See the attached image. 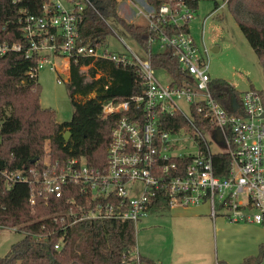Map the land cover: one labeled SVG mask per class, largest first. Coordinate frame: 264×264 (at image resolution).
Wrapping results in <instances>:
<instances>
[{
    "label": "built area",
    "instance_id": "1",
    "mask_svg": "<svg viewBox=\"0 0 264 264\" xmlns=\"http://www.w3.org/2000/svg\"><path fill=\"white\" fill-rule=\"evenodd\" d=\"M12 1L20 4L29 0ZM127 1L137 5L138 0ZM141 1L146 9L137 7V15L145 19L150 30L146 60L125 41L127 52L109 50L107 44L80 43L84 10L87 5L96 9L92 0H45L41 13L24 5L18 7L13 22L19 38L1 39L0 56L15 52L36 59L32 77L49 67L59 73V83H67L72 60L91 57L136 67L143 87L128 98L111 99L103 105L101 118L117 115L105 165L95 167L78 156L54 161L48 158L34 180L9 169L0 170V175L8 187L18 181L31 184V205L39 199L49 204L53 199L66 198L68 206L49 216L63 224L62 230L80 221L119 220L136 225L161 206L196 205H208L214 220L223 216L233 222L264 225V95L250 89L237 98V110L232 109V101L229 107L224 106L212 86L210 51L190 32L195 11L190 0H163L159 6L150 0ZM105 21L114 31L108 19ZM155 44L177 57L181 70L188 75L184 85L175 83L174 77L168 85L158 78L150 59ZM57 58L65 60L64 66H58ZM89 67H82L88 79ZM64 71H68L67 77ZM182 98L190 104V115L178 103ZM175 113L187 120L189 129L180 127L174 132L163 126V116ZM197 115L208 126L198 127ZM219 127L225 145L214 138ZM206 130L223 150H212ZM184 135L194 140L196 153L179 150ZM222 152L229 154L230 162L219 174L214 155ZM55 233L47 229L40 239L47 240ZM64 242L65 236H61L55 248L60 249ZM139 260L137 253L138 264Z\"/></svg>",
    "mask_w": 264,
    "mask_h": 264
},
{
    "label": "trees",
    "instance_id": "2",
    "mask_svg": "<svg viewBox=\"0 0 264 264\" xmlns=\"http://www.w3.org/2000/svg\"><path fill=\"white\" fill-rule=\"evenodd\" d=\"M43 1L14 4L12 0H0V40L19 38L13 22L19 6L41 13ZM92 1L96 9L87 5L80 23L81 44H107L113 30L105 19H115L147 49L150 30L146 23L127 20L120 14L117 0ZM150 1L156 6L163 2ZM225 1L264 66V0ZM189 3L196 10L198 0ZM8 17L12 21L7 22ZM150 59L155 69L167 70L175 83L184 85L188 80L171 50L153 52ZM84 65L90 66V79L82 72ZM36 66V59H26L20 53L0 56V170L21 171L34 180L36 171L41 172L48 158L54 161L78 156L85 157L92 166L105 165L117 115L101 118L103 105L111 99H125L140 92L143 81L138 69L91 57L73 59L67 83L75 111L70 121L61 123L55 110L41 104L39 76L30 75ZM212 86L217 90L218 100L226 107L230 106L233 93L240 98L235 87L225 79H213ZM260 92L264 95V91ZM196 118L198 127L208 126L201 116ZM163 126L174 132L180 127L189 129L187 120L178 113L164 115ZM67 131L71 132L69 140L65 139ZM214 162L217 172L223 174L230 156L226 152L215 154ZM220 164L222 166L218 167ZM31 188V184L24 181L8 187L5 177L0 175V226L24 233L9 253L0 257V264H138L136 225L132 221H80L62 230L63 224L49 216L68 206L66 198L53 199L49 204L39 199L36 205H31ZM44 225L56 232L47 240L40 239L42 233L47 232ZM61 236H65V242L57 249L54 245ZM139 258L140 264H158L141 254ZM253 260L256 259L246 258L242 264Z\"/></svg>",
    "mask_w": 264,
    "mask_h": 264
},
{
    "label": "rangeland",
    "instance_id": "3",
    "mask_svg": "<svg viewBox=\"0 0 264 264\" xmlns=\"http://www.w3.org/2000/svg\"><path fill=\"white\" fill-rule=\"evenodd\" d=\"M125 2L127 0H119L118 9L129 20L123 11ZM136 4L131 3L134 10L137 7L146 9L141 0ZM108 21L114 31L107 37L106 48L127 52L125 41L142 60L148 58L145 48L119 21ZM136 22L144 23L145 19L138 17ZM189 27L197 43L206 45L210 51L212 78L227 80L240 97L250 89L264 91V66L225 0H198ZM163 49L161 44H155L152 51L161 52ZM56 62L59 67L65 64L62 58H57ZM155 73L165 85L172 83L173 76L167 70L156 68ZM63 75L67 77L68 71ZM38 76L42 106L55 110L59 122L70 121L75 104L68 83H59V73L49 67L40 69ZM178 103L186 114H191L190 104L185 99L178 100ZM204 134L214 152L223 150L209 131ZM179 146L180 151L187 153L197 151L194 140L185 135ZM207 208L198 205L157 208L136 223L138 253L158 262L163 257L166 264H242L246 258L256 259L250 264H264V225L233 222L223 216L213 221L208 215L210 208ZM22 236L23 232L12 227L0 226V257L6 256Z\"/></svg>",
    "mask_w": 264,
    "mask_h": 264
},
{
    "label": "crops",
    "instance_id": "4",
    "mask_svg": "<svg viewBox=\"0 0 264 264\" xmlns=\"http://www.w3.org/2000/svg\"><path fill=\"white\" fill-rule=\"evenodd\" d=\"M123 11H124V13H125V15L126 16H128L129 17V20L130 21H137V18L138 17H141V16H139V15H137V11L136 10H134L132 7H131V2H129V1H127V2H125L124 4H123ZM146 22V21H145ZM144 22V23H145ZM200 206H207L208 208H210L208 205H200ZM208 208H207V210H208ZM208 212L210 213V209L208 210ZM208 213V215L210 216V214ZM211 217V216H210ZM212 218V217H211ZM221 218V217H220ZM213 219V218H212ZM213 221H214V219H213ZM142 255V254H141ZM144 256V255H143ZM145 257H147V258H149L148 256H145ZM152 259V258H151ZM161 259V262H158V261H156L158 264H166L167 262H166V260L163 258V257H161L160 258ZM154 260V259H153Z\"/></svg>",
    "mask_w": 264,
    "mask_h": 264
},
{
    "label": "water",
    "instance_id": "5",
    "mask_svg": "<svg viewBox=\"0 0 264 264\" xmlns=\"http://www.w3.org/2000/svg\"><path fill=\"white\" fill-rule=\"evenodd\" d=\"M238 107H239V103H238L237 96H236L235 93H233V96H232V109L235 111V110L238 109ZM263 116H264V114H263ZM70 136H71V132L67 131L65 133V139L69 140ZM214 138L216 139V141H218V142H220V143H222L224 145L226 144L225 137L223 135V131H222V129L220 127L217 128ZM35 160L36 159H34L33 161H35Z\"/></svg>",
    "mask_w": 264,
    "mask_h": 264
}]
</instances>
